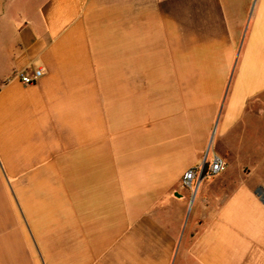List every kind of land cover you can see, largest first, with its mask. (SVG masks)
Returning <instances> with one entry per match:
<instances>
[{"label": "crops", "instance_id": "obj_1", "mask_svg": "<svg viewBox=\"0 0 264 264\" xmlns=\"http://www.w3.org/2000/svg\"><path fill=\"white\" fill-rule=\"evenodd\" d=\"M263 198L264 0H0V264H264Z\"/></svg>", "mask_w": 264, "mask_h": 264}, {"label": "built area", "instance_id": "obj_2", "mask_svg": "<svg viewBox=\"0 0 264 264\" xmlns=\"http://www.w3.org/2000/svg\"><path fill=\"white\" fill-rule=\"evenodd\" d=\"M42 75H43L42 71L40 69H37L33 72L32 75L20 74L18 76V80L22 85L30 86L36 84L40 80ZM225 169H226V165L224 161L218 156H214L209 166L208 176L211 177L217 176L220 173L224 172ZM195 177H196L195 170L191 169L187 171L183 177L182 186L185 188H192Z\"/></svg>", "mask_w": 264, "mask_h": 264}, {"label": "water", "instance_id": "obj_3", "mask_svg": "<svg viewBox=\"0 0 264 264\" xmlns=\"http://www.w3.org/2000/svg\"><path fill=\"white\" fill-rule=\"evenodd\" d=\"M262 202L264 203V198L262 199Z\"/></svg>", "mask_w": 264, "mask_h": 264}]
</instances>
